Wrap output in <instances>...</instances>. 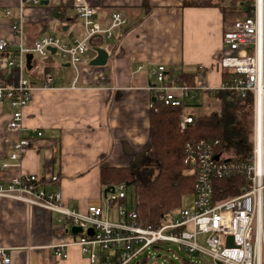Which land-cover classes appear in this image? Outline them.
<instances>
[{"label":"crops","instance_id":"obj_1","mask_svg":"<svg viewBox=\"0 0 264 264\" xmlns=\"http://www.w3.org/2000/svg\"><path fill=\"white\" fill-rule=\"evenodd\" d=\"M21 1L0 0V41L9 43L8 49L0 52V87L14 86L23 76L36 89L23 111L26 131L22 135L8 130L14 109L8 99H0V182L7 184L21 174L35 175L46 180L48 190L61 189L63 206L80 214H86L90 207L106 210L105 189L100 182L103 167H130L149 148L154 96L150 89L156 85L155 69L164 66L168 73L188 74L203 68L207 84L215 92L210 96L199 94L189 101L190 105L185 104L182 114L195 117L221 113L223 100L217 99L216 92L223 83V70L218 63L223 56L232 55L225 49L223 36L229 25L253 16L257 3L41 0L45 3L40 6L22 8ZM81 1L97 10L98 22H109L113 13L122 12L128 25L115 30L111 39L92 41L77 76L69 69L73 66L65 61L61 65L52 52L47 59L25 55L22 71L9 66L10 59L19 54L20 45L31 49L38 40L55 37L73 46L83 38L85 30L75 13V5ZM20 18L22 36L12 32V22ZM97 49L108 54L104 66L91 65L98 57ZM48 78H53V84L46 88ZM253 117L255 128L254 109ZM254 128L249 138L251 152ZM20 137L31 142L20 167L5 169L4 164L12 163L13 145ZM238 143L234 139L223 143L226 154L237 153ZM53 177L59 179L55 185L50 184ZM191 204L192 199L187 207ZM111 212L106 211L105 219L110 221ZM60 218L54 212L0 199V249L7 250L11 264H90L77 245L68 247L67 258L55 256V246L71 243L81 235L69 231L68 221L59 224ZM119 221L118 214L110 222ZM97 253L101 258L98 264H108L106 257L111 253L103 254L99 249Z\"/></svg>","mask_w":264,"mask_h":264},{"label":"built area","instance_id":"obj_2","mask_svg":"<svg viewBox=\"0 0 264 264\" xmlns=\"http://www.w3.org/2000/svg\"><path fill=\"white\" fill-rule=\"evenodd\" d=\"M24 5L40 6L42 1L22 0L21 7ZM75 13L85 30L83 38L76 40L73 46L55 37H44L31 49L20 45L19 54L10 59L9 66L22 71L25 55L35 54L47 59L54 49L56 56L77 69L92 41L97 38L111 39L115 30L128 25L122 12L113 13L109 22H98L97 10L85 1L75 5ZM10 16L11 12L7 11L6 17ZM22 19L12 22V32L20 36L23 35ZM223 42L232 55L223 56L218 64L221 70L230 72L232 78L223 82L217 90L232 92L241 98L253 94L255 128L252 152L248 156L239 153L227 155L219 139L186 144L183 163L195 176L191 207H184L176 215L166 218L160 228L144 226L139 222L135 207L129 208L121 203L128 197L126 187L121 185L103 197L106 210L90 207L86 214H80L63 206L61 189L48 190V183H42L39 177L30 174L12 177L7 184L1 181L0 199L57 213L61 216L59 224L69 222V231L73 227L83 229L73 242L53 248L58 258H67L68 247L77 245L90 264L99 263L98 249L103 254L111 253L109 258L106 257L108 264H131L149 248L168 243L177 245L190 255L209 257L215 264H264V0H257L253 16L227 27ZM8 45L7 41H0V52H5ZM198 71L196 86L189 87L175 83L164 66L155 69L156 85L150 89L154 91L150 108L155 109L157 102L182 107L198 98L203 91H215L207 84L206 71L203 68H198ZM51 84L53 78H48L45 87L49 88ZM35 89L23 76L14 86L0 87V99H8L14 109L8 123L10 132L22 135L26 131L23 111L31 103ZM193 123V116L182 114L180 131L185 132ZM30 143L28 138L20 137L10 155L13 164L6 163L3 167H20ZM236 177L244 180L242 193L216 203L214 181ZM58 182L57 177L50 180L53 185ZM112 208L118 210V223L105 219L106 211ZM89 229H93V236L88 234ZM230 237L232 242L228 240ZM200 238H203V243H200ZM0 263H12L5 249H0Z\"/></svg>","mask_w":264,"mask_h":264},{"label":"trees","instance_id":"obj_3","mask_svg":"<svg viewBox=\"0 0 264 264\" xmlns=\"http://www.w3.org/2000/svg\"><path fill=\"white\" fill-rule=\"evenodd\" d=\"M198 74V69L188 74L168 73L175 83L189 87L196 86ZM230 78L232 74L223 71V82ZM201 94L210 96L213 92L203 91ZM228 94L223 91L216 92L217 99L223 100L220 114L195 116L194 123L183 133L179 126L185 105L170 107L157 102L155 104L157 111L155 109L150 111L149 148L135 163L141 165L123 168L103 167L101 186L106 190L124 185L128 197L121 203L125 205L128 202L132 203L139 222L144 226L162 227L166 218L187 207V202L192 199L195 176L183 163L186 144L211 139H219L225 143L234 139L239 142L236 146L237 153L244 156L251 153L250 136L247 134V128H243L240 118L253 112V94L249 93L246 98L232 92ZM187 105H190V102ZM40 181L46 183V180ZM243 186L244 180L241 177L215 180V202L221 203L237 197L242 193Z\"/></svg>","mask_w":264,"mask_h":264},{"label":"rangeland","instance_id":"obj_4","mask_svg":"<svg viewBox=\"0 0 264 264\" xmlns=\"http://www.w3.org/2000/svg\"><path fill=\"white\" fill-rule=\"evenodd\" d=\"M225 49L228 50V46L225 45ZM56 57L61 65L66 64L64 62V59L58 56ZM80 66L81 64L77 66L78 68L77 71H75L74 68H69L74 72V76L78 75V71H80ZM240 121L243 122L242 123L243 128L245 129L247 128L248 130L247 134L248 136H250V139H251V135H252L253 128H254L253 112L250 114H247L244 117H241ZM135 163L132 164L133 167L138 165ZM140 165L141 164H139L138 166ZM144 165H146V162ZM189 201H191V199H189ZM128 207L129 208L131 207L130 202H129ZM111 210L112 212L110 214V221L112 220L114 221V219L116 218V215H118V210L117 208H113V209H110L109 211ZM200 243H203V238H200ZM138 263L139 264H215L214 261L209 257L202 256L199 254L190 255L185 250H181L177 245L168 244V243H162L155 247L149 248L131 264H138Z\"/></svg>","mask_w":264,"mask_h":264},{"label":"water","instance_id":"obj_5","mask_svg":"<svg viewBox=\"0 0 264 264\" xmlns=\"http://www.w3.org/2000/svg\"><path fill=\"white\" fill-rule=\"evenodd\" d=\"M42 3L44 4L45 2H42ZM51 52H52V54H55L56 51L54 49H52ZM97 53H98V57L96 60H94L92 62L91 65H93V66H104L107 63L108 54L102 49H97ZM109 192H114V188H107L105 190V194H107ZM71 233H73L74 235H79V234L83 233V229L81 227H73L71 229ZM88 234L90 236H93L94 235L93 229H89ZM228 240L232 242L233 239H232V237H230Z\"/></svg>","mask_w":264,"mask_h":264}]
</instances>
